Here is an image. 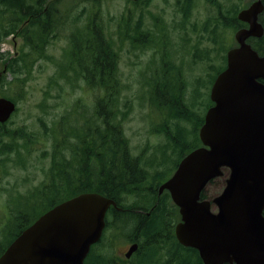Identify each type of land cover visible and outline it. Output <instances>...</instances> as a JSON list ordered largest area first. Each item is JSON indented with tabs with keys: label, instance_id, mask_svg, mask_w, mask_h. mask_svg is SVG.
<instances>
[{
	"label": "trees",
	"instance_id": "obj_1",
	"mask_svg": "<svg viewBox=\"0 0 264 264\" xmlns=\"http://www.w3.org/2000/svg\"><path fill=\"white\" fill-rule=\"evenodd\" d=\"M74 1L0 0V49L2 42L9 36L17 34L24 40V49L20 55L5 62V75L12 74L15 80L23 85L32 76L40 60L51 58L47 49L52 40L59 37V33L72 23L76 25L80 19L71 17L73 4L91 3L97 7L105 2ZM148 2L149 0H143L139 5L145 7ZM192 2L193 0H184L180 6L185 18L190 13ZM133 4L134 9H128L118 18H111L115 35L121 43L127 42L134 48H151L157 42V34L145 27L143 15L137 21L134 19L140 9L136 2ZM219 6L218 20L222 26L220 43L226 46L224 34L227 29L237 30L246 27V24L237 18L239 9L224 10L221 4ZM88 10L86 6L82 11L84 13ZM97 11L82 26L79 27L78 24L76 30L71 31L69 44L60 60L56 62L58 72L50 81L52 85H56L60 78L73 92L83 88L93 96V101L89 106L78 103L81 106H78L74 117L67 111L58 125L51 129L55 143L53 164L48 176L50 181L20 200V207L17 208L12 226L7 230L5 237L9 239L16 230L18 232L23 228L27 215L35 212L41 204L43 211L35 215L34 219L64 200L85 192H97L126 205L127 211L117 212L110 228L121 232L129 231L128 236L137 238L139 262L136 264H160L161 252H164L165 258L163 264H203L197 250L182 246L176 239L174 225L180 219L178 208L171 203L167 193L157 197L158 187L166 180L164 172L151 174L149 166L156 164L144 160L143 156H135L132 152L124 129L125 112L129 108L121 102L125 86L119 75V51L116 39L106 32L101 11ZM260 20L264 26V13ZM249 43L264 56V36L260 39H249ZM3 58L4 55L0 52V60ZM159 66L151 84V102L163 116H167L165 115L163 123L156 127L155 132L157 136L163 134L167 138L174 152L181 151L182 148L179 160L181 161L188 153L201 146L198 132L204 123L205 114L203 112L201 116H197L192 106L185 101V84L179 73L181 69L165 52L161 54ZM225 68L224 57L223 65L216 72L215 79ZM262 82L264 83V80ZM59 86L61 95L64 87ZM208 102L207 105L204 104L206 110L212 106L210 98ZM76 114H79L80 118H76ZM172 119L192 122V135L199 145L191 147L184 144L186 135L182 129H177L178 133L173 135L169 130V122ZM2 127L0 125V156L17 152L14 143L7 142V139L15 142L18 138H30V134L23 131L17 134V131H4ZM179 131L184 134L179 135ZM24 146L29 149L28 143ZM0 161L2 164L3 160ZM225 176L226 174L222 178ZM214 182L215 180L210 184ZM206 190L202 194L203 199L208 198ZM132 195L138 200L133 201L136 204L145 205L156 201L157 207L149 215L145 214L149 212L148 209L141 213L137 209L133 210V206H128L132 200H123L130 199ZM89 257L92 259L91 264H113L107 256Z\"/></svg>",
	"mask_w": 264,
	"mask_h": 264
},
{
	"label": "rangeland",
	"instance_id": "obj_2",
	"mask_svg": "<svg viewBox=\"0 0 264 264\" xmlns=\"http://www.w3.org/2000/svg\"><path fill=\"white\" fill-rule=\"evenodd\" d=\"M67 1L75 2L74 0ZM142 1L105 0L97 7L91 3L73 4L71 17L80 19L76 25L72 23L59 33V37L52 40L47 49L51 58L40 60L32 76L23 85L10 73L5 75V79L3 77L0 97L15 99L18 105V110L11 120L7 124H2L5 125L3 129L4 131H17V134L23 131L25 134H30V138L27 140L18 138L15 142L7 139V142L14 143L13 146L16 147L17 152L0 156L3 160L2 164L0 161V230L3 228L5 230L6 227L11 228V220L14 219L16 210L21 204L20 200L24 196H28L34 189L42 188L50 181L48 176L53 164L55 143L51 129L56 124L58 125L67 111H70L74 117L78 106H89L88 104L93 101V96L83 88L73 92L60 78L56 85H52L50 81L58 72L56 62L60 60L64 49L69 44L68 38L71 36V31L76 30L78 24L79 27L82 26L90 16L98 12V9L104 17L106 32L114 40L116 39L119 51V75L125 86L121 102L129 108L125 112L124 129L132 152L135 156H143L144 160L156 164L149 166L148 170L151 174L157 171L164 172L166 180L173 174L180 162L183 150L181 148V151L175 150L174 152L163 134L157 136L155 129L163 123L166 114L163 116L157 108L152 106L151 102V84L154 73L160 68L161 54L165 52L167 57H171L181 69L179 73L185 84L183 88L185 101L192 106L197 116H201L203 112L206 114L208 109L204 108V104L210 98L215 74L223 65L224 57L227 60L228 50L237 45L236 30L233 28L232 30L227 29L228 31L224 34L227 45L222 46L220 43L222 26L218 20L219 4L224 7V10L239 9L240 11L248 8L255 0H213V2L193 0L190 13L186 18L180 11L184 0H149L145 7L139 5ZM147 1L144 0V2ZM134 2L139 5L140 9L134 19L137 21L143 15L145 27L157 34V42L151 48H134L127 42L121 43L115 35L111 18H118L128 9H134ZM86 6L89 10L83 13L82 10ZM23 45V37L19 35L16 38L13 35L9 36L2 42L0 52L3 53L4 58L0 60V72L3 71L5 62L10 60L9 58L20 55L24 49ZM59 85L64 87L61 95ZM66 87L67 90H65ZM76 115V118H80L79 114ZM169 125V130L173 135L178 133L177 129H182L186 135L184 144L191 147L199 145L192 135L194 132L192 122L172 119ZM184 133L179 131V135ZM26 143L29 144L28 150L24 146ZM226 179L227 175L208 185L206 188L208 198L206 199H212L221 194L226 185ZM124 199L132 200V202L137 200L135 195L130 196V199ZM170 200L173 204L171 197ZM213 210L216 211V208ZM42 211L41 204L35 212L27 215L25 225ZM179 221L180 219L176 221L174 230ZM115 231L116 229L109 226L107 230L109 236L94 248L96 251L106 248L104 251L109 259L111 256H122L130 247L129 236L125 238L122 235H120V241L113 244V247L111 246L110 236ZM121 233L129 235V231ZM1 237L0 233V240ZM94 249L92 248L93 252H95ZM164 261V252H161L160 264ZM132 263L135 264V262Z\"/></svg>",
	"mask_w": 264,
	"mask_h": 264
},
{
	"label": "water",
	"instance_id": "obj_3",
	"mask_svg": "<svg viewBox=\"0 0 264 264\" xmlns=\"http://www.w3.org/2000/svg\"><path fill=\"white\" fill-rule=\"evenodd\" d=\"M263 11V0H256L238 13L248 27L235 33L237 46L228 50L227 66L212 86L214 105L199 132L202 146L160 186V194L168 190L180 209L178 242L196 249L204 264H264V56L248 42L264 36ZM16 110V102L0 97L1 124ZM224 171L221 194L203 200V191ZM112 206L115 200L96 192L61 202L12 242L0 264H85ZM138 249L133 244L129 254Z\"/></svg>",
	"mask_w": 264,
	"mask_h": 264
},
{
	"label": "flooded vegetation",
	"instance_id": "obj_4",
	"mask_svg": "<svg viewBox=\"0 0 264 264\" xmlns=\"http://www.w3.org/2000/svg\"><path fill=\"white\" fill-rule=\"evenodd\" d=\"M0 125H2V124H0ZM2 126L4 127L5 125H2ZM159 191H160V189H158V196H157L158 198H160V197H162V196H164L166 194V191H164L162 194H159ZM157 204H158V202H156V201L153 202V203L150 202V203L145 204V205L136 204L134 202H129L128 206H130V207L133 206L134 208H132V209L133 210L134 209H137L138 212H140V213L141 212H145L144 210L145 209H148L149 212L148 213H145V214H148L149 215L157 207ZM125 206L126 205L124 204V202L121 201V202H118L117 203V206H115V207L112 206L111 208H109V210L107 212V215H106V223H107V225H106V230L105 231L108 230V228L110 226V223H112L115 220L116 213L117 212L127 211V209L125 208ZM11 219H13V218L11 217ZM29 226H30V223L29 224H26V225L24 223L23 228L21 227L18 232L16 231L14 233V235H10V238L9 239H7L5 237V234H6L7 230L9 229V227H6L5 230H4V228L0 230V233H1V236H2L1 237V240H0V257L5 253V251L12 244V242L15 241L22 234V232L25 229H27ZM111 234L112 235L110 236V238H111V241L110 242H111V246L112 247H113V244H115L117 241H120V238H121L120 235L124 236L125 238L128 237V235L122 234L121 231H119L118 229H116V231L114 233H111ZM108 236H109V233L103 232L101 241L104 240V238H106ZM128 239H130L128 241V242H130V247H131V245H133L135 243H138L136 237H133L132 238L131 236H129ZM130 247L128 248L127 252H124L122 254V256H119V257L118 256H114V257L111 256V259L110 260L113 262V264H133L132 262H135V264L138 263L139 262L137 260L138 259V251H136V252H134L132 254H129ZM100 250H102V249H100ZM103 251L104 250H102V251H95L93 253L91 251L89 253V255L87 256V258H86V262H87L86 264H88V260H89V264L92 263V259L89 256H93V258H102L104 256H107L106 252L105 251L103 252Z\"/></svg>",
	"mask_w": 264,
	"mask_h": 264
},
{
	"label": "bare ground",
	"instance_id": "obj_5",
	"mask_svg": "<svg viewBox=\"0 0 264 264\" xmlns=\"http://www.w3.org/2000/svg\"><path fill=\"white\" fill-rule=\"evenodd\" d=\"M263 3H264V1H263ZM263 13H264V11H263ZM263 13H262V14H263ZM262 14H261V15H262ZM13 37L16 38V37H17V34H16V35H13ZM18 56H19V55H18ZM14 57H17V56L14 55ZM106 225H107V223L105 224L104 232L107 233V231H105V230H106ZM108 229H109V228H108ZM102 241H103V240H102ZM102 241L100 240L98 243L94 244V246L97 245V244H100ZM95 247H96V246H95Z\"/></svg>",
	"mask_w": 264,
	"mask_h": 264
}]
</instances>
